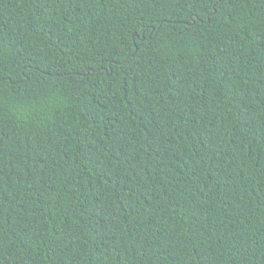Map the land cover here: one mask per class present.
<instances>
[{"label":"trees","instance_id":"1","mask_svg":"<svg viewBox=\"0 0 264 264\" xmlns=\"http://www.w3.org/2000/svg\"><path fill=\"white\" fill-rule=\"evenodd\" d=\"M236 2L0 0L8 264H264V0Z\"/></svg>","mask_w":264,"mask_h":264},{"label":"snow or ice","instance_id":"2","mask_svg":"<svg viewBox=\"0 0 264 264\" xmlns=\"http://www.w3.org/2000/svg\"><path fill=\"white\" fill-rule=\"evenodd\" d=\"M63 2H66L69 5H75L76 7L72 8L71 11H76L79 8L84 7L87 3H90L91 0H63ZM185 2L196 4V3L202 2V0H185ZM236 6H237L236 0H232L230 7L232 9H235ZM191 15H195V14L193 13ZM210 18L211 17H209V19ZM66 19H68L70 22V17H66ZM198 19L199 17L196 16V20ZM195 27H196L195 20L189 19L187 21V26L185 28L180 29L179 39L184 40L185 38H187L190 42L200 39V37L197 35V32L193 31ZM159 35L160 33L154 32L149 39L151 41H156V37H158ZM129 39L132 41V43L128 44L127 41H125V44L130 49V53L127 57L124 58L123 60L124 64H127L129 60H136L137 56H139L140 59L142 60L143 57L147 54V52L156 46V44H146L145 40L142 37L137 36L134 31L129 33ZM156 43H159V42L157 41ZM70 78L71 77H69V79ZM3 96H4L3 90H0V100L3 99ZM3 155H4L3 137H0V160H2ZM41 163H43V161H41ZM8 171H11V169H8ZM4 177H5L4 168L0 166V225L7 223V218L5 217V212H6L5 192L7 191V188L4 182ZM25 179H27V177H25ZM40 179L41 177L39 176V174H36L33 176L34 186H37V187L39 186ZM253 192L256 193L259 199V206L262 209H264V179H261L258 181V190L253 189ZM29 252H31V250H29ZM12 255L13 253L10 250H6L5 248L4 232H3V228L0 227V264H8V261L12 257ZM152 255H154V253ZM261 256H264V253H261ZM165 259H167L166 255H165ZM205 264H207L206 261H205Z\"/></svg>","mask_w":264,"mask_h":264},{"label":"water","instance_id":"3","mask_svg":"<svg viewBox=\"0 0 264 264\" xmlns=\"http://www.w3.org/2000/svg\"><path fill=\"white\" fill-rule=\"evenodd\" d=\"M88 72H89V70H88Z\"/></svg>","mask_w":264,"mask_h":264}]
</instances>
